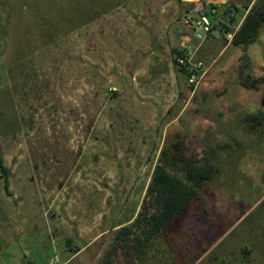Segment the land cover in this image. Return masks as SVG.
Listing matches in <instances>:
<instances>
[{"label":"rangeland","instance_id":"obj_1","mask_svg":"<svg viewBox=\"0 0 264 264\" xmlns=\"http://www.w3.org/2000/svg\"><path fill=\"white\" fill-rule=\"evenodd\" d=\"M260 1L0 0V264H264V121H246L264 111V27L247 50L227 33ZM178 140L217 173L140 252H114Z\"/></svg>","mask_w":264,"mask_h":264},{"label":"trees","instance_id":"obj_2","mask_svg":"<svg viewBox=\"0 0 264 264\" xmlns=\"http://www.w3.org/2000/svg\"><path fill=\"white\" fill-rule=\"evenodd\" d=\"M247 8V7H246ZM249 9V8H247ZM264 27V0L250 8L248 14L238 29H228L227 33L232 35V44L247 50L254 44ZM195 38L199 39L198 31L191 29ZM6 27L3 35L6 36ZM1 40V37H0ZM0 48V55H3ZM174 65H178L183 75L188 79V69L179 64V58L184 56L180 50H174ZM192 87V86H191ZM253 87H255L253 85ZM246 121L255 126H260L264 121V111L247 114ZM173 149V151H172ZM187 147L178 140L172 145L171 150L162 152V161L157 165L148 187V200L145 201L142 212L138 218L128 227L121 228L116 235V244L113 246L114 252L124 249V251L140 252L145 244L158 236L168 227L175 218L190 205L200 194L209 180L218 171V167L207 161L198 164L191 157L187 156ZM182 166V167H180ZM183 169L185 175L181 177L172 169ZM0 173L4 181V188L8 195L11 169L5 164L0 143ZM113 252V251H111ZM111 256L107 260H110Z\"/></svg>","mask_w":264,"mask_h":264},{"label":"built area","instance_id":"obj_3","mask_svg":"<svg viewBox=\"0 0 264 264\" xmlns=\"http://www.w3.org/2000/svg\"><path fill=\"white\" fill-rule=\"evenodd\" d=\"M195 18H189L185 21V24L193 30L198 31V34L204 38L202 34L210 35L213 33V27L210 21V18L206 14V12L201 9V7H197L195 9ZM182 52L185 53L184 56L179 58V64L182 67H186L188 69V84L192 87H198L201 81L205 76V71H203L204 64L202 62H194V55L191 54L190 47L183 45Z\"/></svg>","mask_w":264,"mask_h":264},{"label":"crops","instance_id":"obj_4","mask_svg":"<svg viewBox=\"0 0 264 264\" xmlns=\"http://www.w3.org/2000/svg\"><path fill=\"white\" fill-rule=\"evenodd\" d=\"M198 37H199V39H201V38H202V37H201L199 34H198ZM75 256H77V254H74V256H72V257L68 258L67 262H65L64 264H68L69 262L73 261V260H74V258H75Z\"/></svg>","mask_w":264,"mask_h":264},{"label":"water","instance_id":"obj_5","mask_svg":"<svg viewBox=\"0 0 264 264\" xmlns=\"http://www.w3.org/2000/svg\"><path fill=\"white\" fill-rule=\"evenodd\" d=\"M263 105H264V102H263Z\"/></svg>","mask_w":264,"mask_h":264}]
</instances>
